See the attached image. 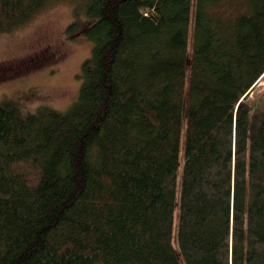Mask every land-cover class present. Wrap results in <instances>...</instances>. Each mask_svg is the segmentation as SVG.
Listing matches in <instances>:
<instances>
[{
  "label": "trees",
  "instance_id": "16d2710c",
  "mask_svg": "<svg viewBox=\"0 0 264 264\" xmlns=\"http://www.w3.org/2000/svg\"><path fill=\"white\" fill-rule=\"evenodd\" d=\"M49 1L0 0V34ZM243 1L86 0L75 101L0 102V264H264V0Z\"/></svg>",
  "mask_w": 264,
  "mask_h": 264
},
{
  "label": "rangeland",
  "instance_id": "374dc122",
  "mask_svg": "<svg viewBox=\"0 0 264 264\" xmlns=\"http://www.w3.org/2000/svg\"><path fill=\"white\" fill-rule=\"evenodd\" d=\"M242 3L231 0L225 7L233 8L234 15ZM85 6L86 0H51L21 26L0 34V102H12L22 115L34 113L41 105L59 112L69 108L80 86L81 65L92 46L83 35L92 22ZM70 26L75 28L69 30ZM263 90L264 76L246 99L254 102L251 120L262 132Z\"/></svg>",
  "mask_w": 264,
  "mask_h": 264
}]
</instances>
